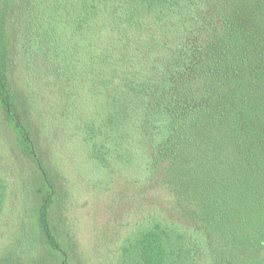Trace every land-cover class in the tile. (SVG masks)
Here are the masks:
<instances>
[{"label":"trees","instance_id":"obj_1","mask_svg":"<svg viewBox=\"0 0 264 264\" xmlns=\"http://www.w3.org/2000/svg\"><path fill=\"white\" fill-rule=\"evenodd\" d=\"M22 191L41 264H264V0H0V219Z\"/></svg>","mask_w":264,"mask_h":264},{"label":"rangeland","instance_id":"obj_2","mask_svg":"<svg viewBox=\"0 0 264 264\" xmlns=\"http://www.w3.org/2000/svg\"><path fill=\"white\" fill-rule=\"evenodd\" d=\"M75 171L81 174L86 172L84 167H75ZM32 191L33 190H31V192ZM37 194H40V192ZM12 201H9L8 204V207L11 209L13 205ZM33 204V198H31L28 193L22 191L19 197H17L15 209L11 210V213L8 212V215L4 214L2 219H0V257L3 256L0 259L5 258L9 261V264H41V231L37 229V225L33 223V214L35 213L33 208H35L37 203L34 207ZM106 206L107 202L99 203L98 205L89 204L86 210L78 212L79 214H76L75 211L71 213V215H68V219L75 225L74 228L81 225L77 231L78 241L81 244L78 246L79 250L83 251L82 253L86 258L88 255L92 254L90 253V249L94 247L93 236H95V234L93 231L96 226H100L98 218L103 215L102 212L105 211ZM9 215H11L10 220ZM71 223L67 222V227L73 229ZM73 234L76 237L74 230ZM21 238H23L22 241ZM20 241H24L33 247V251H30L32 257L17 258L16 252L20 249ZM98 253L99 255L97 252H94L88 260L95 262L100 260L102 256L100 251H98ZM42 258L44 260L45 256H42ZM70 264H77V262L70 259ZM100 264H115V262L113 257L110 256Z\"/></svg>","mask_w":264,"mask_h":264}]
</instances>
